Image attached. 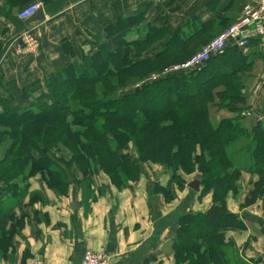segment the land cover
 Listing matches in <instances>:
<instances>
[{"label":"trees","instance_id":"1","mask_svg":"<svg viewBox=\"0 0 264 264\" xmlns=\"http://www.w3.org/2000/svg\"><path fill=\"white\" fill-rule=\"evenodd\" d=\"M28 1L6 0L11 9ZM41 1L46 5L49 0ZM229 5L231 0H209L207 7L215 18H191L176 31L167 24H149L141 37L133 39L126 33L144 21L147 10L118 17L105 27L108 42L45 76L48 92L41 91L43 84H30L24 87L21 104L10 96L1 100L0 143H5L0 156V184L5 185L0 186L2 255L19 233L23 218L13 213V204L28 195L31 177L38 175L47 188L62 193L70 184L66 168L74 167L83 177L101 169L123 189L138 180L145 162H152L169 176L166 187L155 186L166 200L173 198L171 185L184 189L183 176L193 173L200 180L199 193L212 191L207 210L176 219L170 243L174 264H248L224 235L227 228H245L225 203L242 171L257 178L241 207L264 199V98L260 114L249 125L235 117L247 103L244 71L264 56L255 47L246 52L228 47L200 69L159 75L135 86L164 65L185 60L199 42L206 43L229 26L225 21L231 15L223 12ZM163 34L167 42L154 57L141 58L131 52L130 46L157 43ZM68 46L66 39L61 40L62 51L70 52ZM2 52L0 43V58ZM130 86L135 87L126 90ZM56 147L68 150L70 158L54 159L51 151ZM142 264L162 263L149 256Z\"/></svg>","mask_w":264,"mask_h":264},{"label":"crops","instance_id":"2","mask_svg":"<svg viewBox=\"0 0 264 264\" xmlns=\"http://www.w3.org/2000/svg\"><path fill=\"white\" fill-rule=\"evenodd\" d=\"M208 2L49 0L42 6L46 19L31 24L38 50L26 55L17 51L15 41L25 25L18 22L17 13H10L4 0H0V43L3 45L0 109L1 100L10 96L21 104L24 87L42 85L46 75L81 60L84 54L93 53L99 43L108 42L105 27L118 17L147 10L144 21L126 33L127 38L133 39L141 37L149 24H167L170 30L176 31L190 18L197 17L201 21L215 18L216 14L207 7ZM226 11L223 9L224 13ZM64 39L69 43L70 52L60 48ZM166 42L167 39L158 41L144 51L141 58L154 57ZM235 117L238 119L239 115ZM242 120L249 125L255 118L252 115ZM66 174L70 180L66 192H53L36 175L29 180L28 195L18 203L14 199L13 213L23 220L12 248L1 256L0 264H28L37 257L49 263L79 264L82 251L86 249L106 250L108 264H142L149 256H155L162 264H173L170 243L177 227L176 219L188 212H203L211 205L212 192L198 198L199 192L187 187L189 181L197 178L196 173L183 176L186 184L182 190L172 184L173 198L166 200L155 186L166 187L169 176L152 162H145L138 180L123 189H118L101 169L91 177H83L75 168L67 169ZM251 175L243 171V197L257 178ZM262 201L243 208L238 197L227 196L229 211L244 221L245 228H227L223 232L248 264H264ZM10 225L8 221L6 226Z\"/></svg>","mask_w":264,"mask_h":264},{"label":"built area","instance_id":"3","mask_svg":"<svg viewBox=\"0 0 264 264\" xmlns=\"http://www.w3.org/2000/svg\"><path fill=\"white\" fill-rule=\"evenodd\" d=\"M41 3H31L23 7L16 14V20L23 23L24 20L33 15L40 7ZM32 26H25L21 29L18 36L15 38L18 43V52H35L38 48V41L33 34ZM237 47L243 51H248L252 47L264 55V0L246 1L241 7V14L213 38L211 42L205 45L199 53L182 64L176 65L166 72L167 75L183 74L196 69H200L205 65L207 60L213 56L224 52L225 48ZM165 74V75H166ZM256 91H264L263 80L255 87ZM257 101L253 100L248 107L239 113V118H249L252 115L260 114L256 111ZM256 118L262 119L261 115ZM108 253L104 249L82 251L79 264H108ZM29 264H55L49 263L42 258H37Z\"/></svg>","mask_w":264,"mask_h":264},{"label":"rangeland","instance_id":"4","mask_svg":"<svg viewBox=\"0 0 264 264\" xmlns=\"http://www.w3.org/2000/svg\"><path fill=\"white\" fill-rule=\"evenodd\" d=\"M246 1H251V0H231V5H229L230 7H229V9H228V11H226V14L228 15H231L230 17L231 18H229V19H227L225 22H226V24L228 25L229 23L231 24L232 22H234V21H236V19L239 17V15L241 14V7H242V5L246 2ZM252 1H255V0H252ZM251 1V2H252ZM31 3H41L42 4V1L41 0H30V1H28L26 4H24V5H22V6H20V7H13L12 9L11 8H8V5H7V2H6V0H4V4H6V8H7V10L8 11H10V13H12V14H16L17 12H19L23 7H25L26 5H28V4H31ZM191 19V18H190ZM168 34V33H167ZM167 34H163V35H161L160 37H162L163 38V40H165V39H167ZM219 34V33H218ZM216 36V35H215ZM214 36V37H215ZM214 37H212V38H208V40H206L207 42L206 43H198V41H196L195 43H194V45H196L197 43V45H196V47L194 48V50L193 51H191L190 52V55L185 59V60H182V61H180V62H176V63H172V64H167V65H164L159 71H157V72H153V73H151L150 75H146L145 77H143V79L141 80V83H139V84H136L135 86H142L143 84H145L146 82H148L149 81V79L151 80V79H156V77H158L159 75H165L166 74V72L168 71V70H170L171 68H173L174 66H176V65H182V64H184V63H186V62H188V61H190L193 57H194V55L196 54V53H199V51L205 46V45H207L209 42H211L212 40H213V38ZM163 40H161V41H163ZM153 45H155V41H154V43H152V44H150V45H148V46H142L141 48H140V46H130V47H132V49L134 50V52H136V53H138V55H140V56H142V54L144 53V51H146V50H149V49H151L152 47H153ZM38 50V48L36 49V51ZM35 51V52H36ZM243 51V50H242ZM244 52H246V51H244ZM31 53H34V52H31ZM31 53H29V52H25L24 54H31ZM261 54V53H260ZM261 55H263V54H261ZM264 56V55H263ZM245 73H246V75H244V77H243V83H244V85H245V89H243L245 92H246V95H247V103H246V105H245V107L244 108H242L241 110H240V112L239 113H241V111L242 110H244L246 107H248L249 106V104L253 101V100H255V101H257L256 102V104H257V106H258V104L260 105L261 104V102H262V100H263V98H264V91H262V90H260V91H256L255 89V87L260 83V81L261 80H263V77H264V59L263 60H260V61H256V63H254V65L252 66V67H250V69L249 70H246V71H244ZM135 86H130V87H127L126 88V90L128 89H132L133 87H135ZM41 91H46V92H48L49 91V89L46 87V85L44 86V84H43V89L41 90ZM36 94V93H35ZM50 100H52V99H50ZM32 102V100H30L29 101V103H31ZM28 103V104H29ZM257 110H259V107L258 108H256V111ZM68 118H70L71 116L70 115H68L67 116ZM252 117V116H251ZM238 119H240V118H238ZM2 143H0V156H1V152H2V148H3V145L5 144H3V145H1ZM128 146L130 147V150H131V153H132V155L134 156V157H136V152L134 151V149H133V147H132V144L131 143H129L128 144ZM51 154H52V156H54L53 158L54 159H57V158H60V156L61 157H63V158H66V159H68V158H70V156H71V154H70V152L68 151V150H64V149H57V147L56 148H54L52 151H51ZM157 165H160V164H157ZM61 167H62V165H61ZM61 167H60V169H61ZM63 168H65V166L63 167ZM162 168V167H161ZM66 169H68V168H66ZM73 169H74V167H73ZM194 174V173H193ZM254 175L255 174H252L251 175V178L252 177H254ZM33 177H35V176H33ZM32 178V177H31ZM30 178V179H31ZM19 180H20V182H22V181H24L25 182V180H23V178H18ZM29 179V180H30ZM243 183H244V181H243V171L241 172V174H240V177H239V180H238V182H237V186L235 187H231V189H230V191L228 192V194H227V196L229 195V196H231L232 198H234V199H237V197L241 200V203H240V206L242 205V203L244 202V197H243V192H244V189H243ZM0 186H5L3 183H1L0 184ZM69 188V187H68ZM201 188H202V186H201ZM198 192H201V191H198ZM211 193L212 191L211 190H208V191H206L205 193H199V195H198V198H201V197H203L206 193ZM263 201L262 202H264V199H262ZM211 204H212V195H211ZM226 203H227V197H226ZM225 203V204H226ZM252 205H254V204H252ZM211 206V205H210ZM209 206V207H210ZM226 206H227V209L229 210V208H228V205L226 204ZM3 227L4 226H1L0 227V230H4L3 229ZM234 246V245H233ZM233 248V247H232ZM235 249L237 250V252H238V254H239V251H238V249H237V247H235ZM1 256H2V254L0 253V258H1ZM38 258V257H37ZM37 258H32V259H30V261L28 262V264L31 262V261H33L34 259H37ZM55 264H57V263H55ZM173 264H174V260H173Z\"/></svg>","mask_w":264,"mask_h":264},{"label":"water","instance_id":"5","mask_svg":"<svg viewBox=\"0 0 264 264\" xmlns=\"http://www.w3.org/2000/svg\"><path fill=\"white\" fill-rule=\"evenodd\" d=\"M45 19V10L43 7H40L35 13H33L32 16L24 20L22 24L27 27L31 24L43 22ZM138 89L139 87H137L135 90L137 91ZM187 187H189L192 191L198 192V190H200V180L198 178L192 179L187 183Z\"/></svg>","mask_w":264,"mask_h":264}]
</instances>
